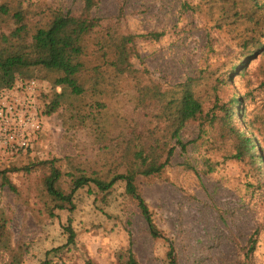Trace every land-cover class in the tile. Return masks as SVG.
I'll list each match as a JSON object with an SVG mask.
<instances>
[{"label":"trees","instance_id":"16d2710c","mask_svg":"<svg viewBox=\"0 0 264 264\" xmlns=\"http://www.w3.org/2000/svg\"><path fill=\"white\" fill-rule=\"evenodd\" d=\"M81 1L82 10L72 13L45 1L0 0V97L38 72L51 75L62 96L73 98L72 124L84 127L101 153L95 160L67 156L39 163L30 158L23 167L0 169L1 185L23 200L41 229L37 239L14 245L9 217L0 211V252L8 255L1 264H23L26 258L31 264H62L78 256L86 264H99L87 250V237L102 234L117 241L132 203L151 220L135 174L151 178L164 174L177 145L185 150L180 135L190 123L204 130L208 120L220 138L229 141L232 156L248 174L264 172L258 145L237 121V99L227 103L223 97L229 76L238 70L236 61L214 70L210 82L189 77L166 88L147 69L136 66L141 57L139 38L159 40L163 34H135L125 30L120 20L104 24L93 14L100 0ZM245 2L264 10L262 0ZM24 29L31 39L22 35ZM240 45L242 54L249 55L264 43L247 38ZM113 101L132 103L148 118V125H141L133 115L113 113ZM206 104L211 106L208 111ZM59 108V101L49 103L46 113ZM40 167L42 172L25 195L11 172L32 175ZM260 232L261 228L256 229L244 246L245 261L252 256ZM152 234L161 236L156 231ZM114 255V264H142L131 246L116 244ZM166 258L168 264H178L172 244Z\"/></svg>","mask_w":264,"mask_h":264},{"label":"rangeland","instance_id":"374dc122","mask_svg":"<svg viewBox=\"0 0 264 264\" xmlns=\"http://www.w3.org/2000/svg\"><path fill=\"white\" fill-rule=\"evenodd\" d=\"M38 1L56 3L72 13L83 8L81 0ZM93 14L104 24L120 20L125 30L135 34H163L159 40L139 38L141 57L136 59V66L147 69L153 80L166 88L189 77L210 82L214 70L236 61L238 70L229 76L223 97L227 103L237 99V121L258 145L264 171V10L258 11L245 0H100ZM22 35L31 39L26 29ZM247 38L261 39L262 49L242 54L240 44ZM240 55L247 56L243 58L245 65ZM31 79L41 84L36 109L42 114L43 130L30 151L0 146V169L20 168L31 160L40 163L53 157L101 158L91 135L69 118L72 96H62V88L53 85L51 75L38 72ZM56 101L60 102L59 110L46 113L48 104ZM210 107L206 104V111ZM110 109L133 115L141 125H148V118L132 103L113 101ZM207 121L204 130L198 123L183 129L180 138L186 148L177 145L164 174L155 178L135 174L152 212L151 220L147 221L136 204H130L128 222L121 227L117 241L102 234L87 237L86 247L95 261L114 264L117 244L133 247L142 264H168L172 244L178 264H264V172L248 174L232 156L229 141L220 138ZM39 172L41 167L34 168L32 175L18 171L11 172V177L26 195ZM0 211L9 217L14 245L41 236L32 212L1 185V180ZM258 228L261 232L256 248L245 261L244 246ZM152 231L161 236L155 238ZM7 260L8 255L0 252V264ZM23 264H31V259L26 258ZM62 264L86 263L78 256Z\"/></svg>","mask_w":264,"mask_h":264},{"label":"built area","instance_id":"2783aa9c","mask_svg":"<svg viewBox=\"0 0 264 264\" xmlns=\"http://www.w3.org/2000/svg\"><path fill=\"white\" fill-rule=\"evenodd\" d=\"M37 79L18 83L0 97V146L19 151L32 146L43 130L42 114L36 109Z\"/></svg>","mask_w":264,"mask_h":264}]
</instances>
